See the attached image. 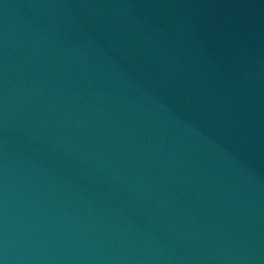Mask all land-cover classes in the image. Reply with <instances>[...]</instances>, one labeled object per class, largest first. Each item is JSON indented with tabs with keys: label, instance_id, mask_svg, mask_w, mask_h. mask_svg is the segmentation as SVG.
Returning a JSON list of instances; mask_svg holds the SVG:
<instances>
[{
	"label": "water",
	"instance_id": "obj_1",
	"mask_svg": "<svg viewBox=\"0 0 264 264\" xmlns=\"http://www.w3.org/2000/svg\"><path fill=\"white\" fill-rule=\"evenodd\" d=\"M0 264H264V0H0Z\"/></svg>",
	"mask_w": 264,
	"mask_h": 264
}]
</instances>
